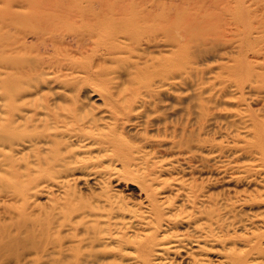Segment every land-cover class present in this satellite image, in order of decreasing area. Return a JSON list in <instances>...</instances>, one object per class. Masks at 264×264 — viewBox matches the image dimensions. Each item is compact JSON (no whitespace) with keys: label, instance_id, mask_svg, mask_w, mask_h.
Wrapping results in <instances>:
<instances>
[{"label":"bare ground","instance_id":"bare-ground-1","mask_svg":"<svg viewBox=\"0 0 264 264\" xmlns=\"http://www.w3.org/2000/svg\"><path fill=\"white\" fill-rule=\"evenodd\" d=\"M0 264H264V0H0Z\"/></svg>","mask_w":264,"mask_h":264},{"label":"rangeland","instance_id":"rangeland-1","mask_svg":"<svg viewBox=\"0 0 264 264\" xmlns=\"http://www.w3.org/2000/svg\"><path fill=\"white\" fill-rule=\"evenodd\" d=\"M95 105H98V103H94ZM132 187V186H131ZM248 208H245L244 210L246 211ZM250 209V208H249ZM253 210H255V209H253Z\"/></svg>","mask_w":264,"mask_h":264}]
</instances>
